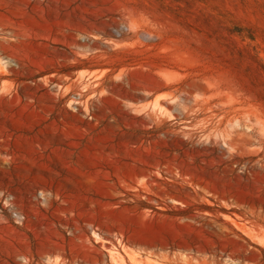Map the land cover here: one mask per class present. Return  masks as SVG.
<instances>
[{
  "label": "rangeland",
  "instance_id": "1",
  "mask_svg": "<svg viewBox=\"0 0 264 264\" xmlns=\"http://www.w3.org/2000/svg\"><path fill=\"white\" fill-rule=\"evenodd\" d=\"M0 264H264V0H0Z\"/></svg>",
  "mask_w": 264,
  "mask_h": 264
}]
</instances>
